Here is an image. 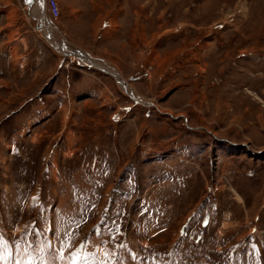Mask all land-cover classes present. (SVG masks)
<instances>
[{
	"label": "rangeland",
	"instance_id": "obj_1",
	"mask_svg": "<svg viewBox=\"0 0 264 264\" xmlns=\"http://www.w3.org/2000/svg\"><path fill=\"white\" fill-rule=\"evenodd\" d=\"M35 1L0 0V264H264V0Z\"/></svg>",
	"mask_w": 264,
	"mask_h": 264
},
{
	"label": "bare ground",
	"instance_id": "obj_2",
	"mask_svg": "<svg viewBox=\"0 0 264 264\" xmlns=\"http://www.w3.org/2000/svg\"><path fill=\"white\" fill-rule=\"evenodd\" d=\"M37 1H39V2H41V0H37ZM34 2H35V4H36V1L34 0ZM43 4H42V2H41V8L43 9ZM36 10H37V6H36ZM36 10H34L35 12H36ZM34 12V13H35ZM42 18V17H41ZM44 26H45V23H44ZM46 30V29H45ZM44 32V31H43ZM46 32H47V30H46ZM45 33V32H44ZM47 35H48V32H47ZM50 37V36H49ZM48 39V38H47ZM54 47V46H53ZM55 48H57L58 50H60V51H62L63 53L65 52V51H63V49L61 48V47H56L55 46ZM62 49V50H61ZM73 54V53H72ZM75 56H78L79 57V59H81V60H84V62L85 63H88V64H90V65H92L94 68H97V69H100V70H102V71H105L106 73L108 72V70H105V63L103 64L102 62L101 63H99L98 65H95L94 63H93V61H91L89 58H88V56H82V55H76L75 54ZM76 59H77V57H75ZM109 74H111V75H113V76H115V77H117V79L120 81V83L122 84V86H123V89L124 90H127V93H128V95H129V93H130V91H131V89H130V86H128L127 85V83L122 79V77L119 75V73H115V74H113V73H111V72H108Z\"/></svg>",
	"mask_w": 264,
	"mask_h": 264
},
{
	"label": "built area",
	"instance_id": "obj_3",
	"mask_svg": "<svg viewBox=\"0 0 264 264\" xmlns=\"http://www.w3.org/2000/svg\"><path fill=\"white\" fill-rule=\"evenodd\" d=\"M45 6L52 19H58L61 16L60 5L58 0H45Z\"/></svg>",
	"mask_w": 264,
	"mask_h": 264
},
{
	"label": "crops",
	"instance_id": "obj_4",
	"mask_svg": "<svg viewBox=\"0 0 264 264\" xmlns=\"http://www.w3.org/2000/svg\"><path fill=\"white\" fill-rule=\"evenodd\" d=\"M71 1V3H72V6H70V13H71V15L73 16V18H76V19H78V16H79V12H77V7H78V4H77V2H79V0H70ZM74 2H76V5H75V3ZM74 3V4H73ZM38 10V9H37ZM36 10V12H38ZM68 14H69V12H68ZM117 16H119V15H121V11H118L117 12V14H116ZM42 22H44L42 19H41V23Z\"/></svg>",
	"mask_w": 264,
	"mask_h": 264
},
{
	"label": "snow or ice",
	"instance_id": "obj_5",
	"mask_svg": "<svg viewBox=\"0 0 264 264\" xmlns=\"http://www.w3.org/2000/svg\"><path fill=\"white\" fill-rule=\"evenodd\" d=\"M27 3L31 4L32 3V0H26Z\"/></svg>",
	"mask_w": 264,
	"mask_h": 264
},
{
	"label": "water",
	"instance_id": "obj_6",
	"mask_svg": "<svg viewBox=\"0 0 264 264\" xmlns=\"http://www.w3.org/2000/svg\"><path fill=\"white\" fill-rule=\"evenodd\" d=\"M43 1H45V0H43ZM133 95V94H132Z\"/></svg>",
	"mask_w": 264,
	"mask_h": 264
}]
</instances>
